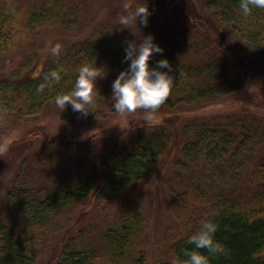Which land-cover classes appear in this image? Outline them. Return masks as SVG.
I'll use <instances>...</instances> for the list:
<instances>
[{"label": "trees", "instance_id": "trees-1", "mask_svg": "<svg viewBox=\"0 0 264 264\" xmlns=\"http://www.w3.org/2000/svg\"><path fill=\"white\" fill-rule=\"evenodd\" d=\"M142 2L151 15L147 26L133 27L135 34L118 24L123 0H0L1 143L19 123L53 109L60 122L93 131L87 139L49 136L43 149L14 161L7 159L10 149L0 155V169H6L0 176L12 174L8 188L0 186V264H172L194 247L188 237L204 219L218 223L215 238L229 250L212 257V264H264V116L217 113L172 128L144 124L112 146L98 142L119 115L112 108V82L130 63L124 60L127 41L152 34L164 48L150 64L158 67L166 57L172 65L174 86L159 110L177 123L180 113L220 105L223 98L241 100L248 85L246 71L204 24L205 10L257 50L264 65V9L244 16L239 0ZM55 43L62 45L59 57L50 52ZM83 63L106 72L96 81L100 95L87 116L55 103ZM58 65L65 69L62 80L38 91ZM65 158L75 164L77 178L52 191L37 186L59 174ZM159 178L174 221L162 243L149 236L147 218L149 188ZM92 196L98 204L112 200L114 211L73 231L77 206Z\"/></svg>", "mask_w": 264, "mask_h": 264}, {"label": "rangeland", "instance_id": "rangeland-1", "mask_svg": "<svg viewBox=\"0 0 264 264\" xmlns=\"http://www.w3.org/2000/svg\"><path fill=\"white\" fill-rule=\"evenodd\" d=\"M176 1L184 2L189 0ZM134 2L143 4L142 0H134ZM190 2L198 6H202L203 4V0H190ZM205 13L204 24L219 39V41L224 42V45L230 51L232 56L235 57L241 67L246 71L248 85L247 89L240 93L242 95L240 98L242 99L236 100L234 97H229L227 99L223 98L221 99L223 103L220 105L205 106L203 108L180 113L177 116V123L175 121V116L172 115V113L163 110H158L150 123L143 121V113L140 111L134 114H129L126 117L119 114L108 122L110 126L99 135V143L106 146H112L116 144V142L121 141L123 136L134 126H142L144 124H160L172 128L177 124H180L183 120L197 118L203 120L217 113L223 118L245 115L246 113H253L256 116H264V65L260 60L258 51L252 48L248 43L229 33L226 30V26L216 20L209 10H205ZM54 110L55 109L51 110L45 115H39L36 118H32L28 122L24 121L19 123L7 137L2 139V143L0 139V155L8 153V160H13V158L16 160L18 157H24L34 150L38 151L43 149L46 141L49 140L48 137H52L57 133H62L69 137L85 139L92 134L93 131L80 130L76 127L68 126L63 122H60L57 115H53ZM28 145L31 146V148H28ZM7 149L10 150L5 153L4 151ZM5 161L6 160H4L3 163H5ZM169 167V165H166L165 172L169 170ZM59 169V174H56L54 178L43 180V182L37 186H41L45 190L47 189V191H52L57 188H62L77 178L75 164L71 158L62 159ZM5 170L6 169H0L2 173H5ZM11 176L12 174L10 175V173H8L7 179L4 178L6 176H0V186L6 183L8 188L10 184L9 180L12 179ZM57 181H59L58 184L55 183ZM156 183L160 186L152 184L149 188L152 193L151 196L153 202L148 209L147 214L148 231L149 236L151 238L153 237V242L158 238L157 241L162 243L164 236L168 232V228L174 226V221L169 218L168 202L171 197L164 190L163 186H161L162 178H159ZM7 188L5 189V192ZM3 192L0 193V196ZM121 198L123 199V197ZM114 205L115 204L112 200L98 204L94 202L93 196L87 198L85 204L77 206L78 214H76V222L74 224L72 223V230L75 231L78 227L87 224L90 221L96 222L97 216H100L105 220L106 216L114 211ZM84 212L86 213L84 219L78 220ZM69 233H71V231L66 232V234ZM63 237V235L58 236L55 239V243L62 242ZM158 246L159 245H154V250H157L156 255L159 256L162 251L160 250V246Z\"/></svg>", "mask_w": 264, "mask_h": 264}, {"label": "clouds", "instance_id": "clouds-1", "mask_svg": "<svg viewBox=\"0 0 264 264\" xmlns=\"http://www.w3.org/2000/svg\"><path fill=\"white\" fill-rule=\"evenodd\" d=\"M123 12L118 15V24L121 29L127 27L132 30L138 23L147 26L151 11L147 3L138 4L134 0H123ZM239 8L244 16L252 14L254 8L264 9V0H239ZM136 34V33H135ZM62 45L55 43L50 52L59 57ZM164 48L155 42L154 35L142 36L139 41L130 40L125 44V61H130L128 67L119 72L112 82V108L121 116L143 113V121L150 123L160 107L168 100L174 86V76L171 74L172 65L169 59L162 58L156 61V66L150 64L154 54L163 53ZM162 69H168L164 71ZM103 70V75L101 74ZM65 69L62 65L50 69L45 74V80L38 86L42 91L62 80ZM75 82L70 90L60 92L55 96L56 105L65 110L70 104L73 111L87 116L96 104L100 91L96 81L105 76L106 72L96 63H83L76 69ZM218 223L212 219H204L200 227L188 237L192 248L183 250L186 258L176 256L172 264H212V257L228 254V248L217 240ZM206 249V252L200 251Z\"/></svg>", "mask_w": 264, "mask_h": 264}]
</instances>
